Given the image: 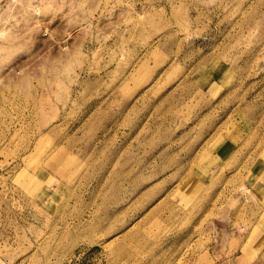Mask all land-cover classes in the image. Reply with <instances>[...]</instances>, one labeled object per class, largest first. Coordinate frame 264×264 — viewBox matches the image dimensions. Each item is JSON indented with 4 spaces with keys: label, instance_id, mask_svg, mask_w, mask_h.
I'll return each mask as SVG.
<instances>
[{
    "label": "rangeland",
    "instance_id": "1",
    "mask_svg": "<svg viewBox=\"0 0 264 264\" xmlns=\"http://www.w3.org/2000/svg\"><path fill=\"white\" fill-rule=\"evenodd\" d=\"M263 144L264 0H0V264H244Z\"/></svg>",
    "mask_w": 264,
    "mask_h": 264
},
{
    "label": "crops",
    "instance_id": "2",
    "mask_svg": "<svg viewBox=\"0 0 264 264\" xmlns=\"http://www.w3.org/2000/svg\"><path fill=\"white\" fill-rule=\"evenodd\" d=\"M261 197L263 196L259 195L256 198V209L252 210V212H256V222H259L254 221V224L243 234L240 244L235 249L244 248V253L236 256V258H242L244 264H264V219L260 221L264 214V200L262 199V202Z\"/></svg>",
    "mask_w": 264,
    "mask_h": 264
}]
</instances>
